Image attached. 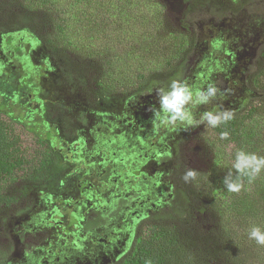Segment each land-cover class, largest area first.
<instances>
[{
    "label": "rangeland",
    "instance_id": "obj_1",
    "mask_svg": "<svg viewBox=\"0 0 264 264\" xmlns=\"http://www.w3.org/2000/svg\"><path fill=\"white\" fill-rule=\"evenodd\" d=\"M57 6L63 9L62 30L52 29L47 35L57 45L67 47L72 54L92 65L98 66L113 57L110 71L100 79L91 72L93 79L87 84L90 89L69 88L62 80L57 61L38 47V43L28 42L32 39L29 31L21 35L12 33L14 36L10 42H5V36L9 35L0 32V104L26 126H18L15 130L24 146L32 151L38 149L35 134L44 138L49 136L54 149L59 148L60 141H65L59 119H52L53 111L63 108L64 115L71 119L77 118V112L85 111L87 122L75 124L72 139L68 142L82 141V160L88 165L93 164L90 172L84 174L83 163L61 161L65 169L54 180L57 188L51 194L50 207L46 209V222L44 224L38 218L31 223L36 231L28 237L32 241L30 250L26 251L29 255L20 257L18 247L21 243L12 229L18 221L12 216L13 211L22 209L24 202L0 212V216L6 218L4 236H0V241L4 237L5 248H16L7 253L5 264H35L53 260L59 253L63 257L60 256L56 264H109L119 258L129 244L133 230L126 231L124 226L134 225L137 220L133 219L134 214L130 216L131 213L142 209L149 216L167 203V197L162 200L158 193L159 190L164 193L167 172L171 175L173 190L186 184L182 177L189 169L207 173L229 167L233 152L217 145L213 135H205L203 125L187 128L180 124L165 125L154 117V111L159 107L158 93L117 104L109 90L121 94L134 84L136 73L148 72L172 56L178 42L170 34L182 32V21H187L196 24L199 36L196 54L188 59V80H194L198 63L204 57L211 55L214 60L225 59L228 63L226 72L216 70L211 75L215 86L222 84L224 92L216 93L215 99L206 105L187 107L193 116L211 105L216 106V111H228L229 106H236L246 97L248 91L242 82L256 63L255 48L264 44V0H253L229 18H221L215 12L207 14L206 8L188 13L183 0H58ZM231 6V2L227 4V7ZM190 29L194 31L191 26ZM216 37L221 39L217 44L222 53L212 46ZM187 86L192 90L191 83ZM88 91L95 98V108L92 109L88 105ZM192 92L195 95L194 89ZM42 104L49 106L46 109L49 116L43 113ZM30 129H36V133ZM75 169H81V172L67 177V172ZM79 181L91 185L84 195H80L77 187ZM22 184H17L18 190ZM145 185L150 191L154 190L155 197L138 202V192ZM46 195L45 191L30 189L26 200L34 204L39 198L45 203L42 199L47 198ZM124 196L126 204H119L118 199ZM74 201L80 203L75 214L82 211L78 220L69 217ZM202 203L193 202L191 215L187 218L199 238L213 228L214 222ZM38 211L39 208H35L34 214ZM238 211L241 221L251 224L247 213L243 209ZM95 213L102 214L103 225L85 233L82 226L86 220L93 219ZM262 215L260 223L255 222L253 226L262 227L264 212ZM21 223L28 225L30 222ZM100 240L104 241L105 247L95 248ZM206 264L225 263L211 260ZM248 264H264V252L260 251L258 255L254 252Z\"/></svg>",
    "mask_w": 264,
    "mask_h": 264
},
{
    "label": "trees",
    "instance_id": "obj_2",
    "mask_svg": "<svg viewBox=\"0 0 264 264\" xmlns=\"http://www.w3.org/2000/svg\"><path fill=\"white\" fill-rule=\"evenodd\" d=\"M252 1L183 0L187 4L188 13L206 8L207 14L215 12L221 18H229L230 15L237 14ZM230 2L232 6L227 7ZM57 4L58 0H0V32L8 34L9 36H5V42H10L14 34L21 35L29 31L32 42L38 43V47L57 61L64 84L72 89H90L87 84L93 79L91 72L96 79H100L110 71L113 57H108L102 64L98 63V66L93 64V66L88 60L72 54L67 47L57 45L47 35L52 29L62 30L63 9ZM190 26L194 29L193 32ZM195 27L194 23L182 21L183 31L170 34L172 39L178 42L172 56L148 72L136 73L134 84L129 85L127 90L121 91V94L109 90V94L117 99V104L132 101L138 96L158 93L160 90L167 91L172 81H180L186 85L191 83V88L196 93L206 90L209 86H214L219 95L224 92L221 82H219L221 85L216 87L214 77L211 75L216 70L226 72L228 63L225 59L218 61L211 55L208 58L204 57L198 63L197 73L193 75L194 80L190 81L187 78L188 59L196 54L199 46V36ZM220 40V38L214 40L212 46L222 53L220 45L217 44H220ZM255 50L256 63L250 67L252 71L242 82L248 93L243 102L228 108V111L233 113V119L216 128L209 127L206 123L201 124L205 135H213L217 145L233 152L229 167L224 170L213 169L207 173L196 172L195 179L180 185L181 188L173 189V197L168 200L169 207L166 209L160 207L149 216L142 209L136 211L133 215V219L137 218L134 225L124 226L126 231L133 230L128 239L129 244L119 258H114L109 264H206L211 260H221L225 264H248L254 252L256 255L260 251L264 252V246L248 239V232L255 227L253 223H260L264 212V171L251 183L247 177L241 178L242 188L238 193L229 192L224 184V178L230 171L233 173V178L236 177L232 163L237 151L244 150L264 156V44ZM224 79L226 80L225 77ZM88 92L89 100L92 102L90 105L93 106L95 98L92 92ZM0 105L2 106L0 108V208L4 206L5 209L17 207L22 202L28 204L26 197L30 189L53 192L57 188L54 180L65 167L53 154L49 136L44 138L35 134L38 149L34 151L27 149L15 130L18 126L23 128L26 126L22 121L14 119L11 112L5 110V105ZM199 106L201 105H197ZM46 109H48L47 105L43 112L48 115ZM216 109L214 105L207 107V110L214 114L224 112ZM207 110L200 109L194 114V118L199 119ZM57 114L61 116L62 131L74 132L73 121L63 114V109L58 110ZM30 130L36 133V129ZM223 132L228 133L227 139H221ZM19 183H23L20 190L17 189ZM171 188H173L172 184L169 185V192ZM141 189L138 192V202L155 197L154 190L150 191L147 185ZM158 192L160 193L161 190ZM223 197L225 200H221ZM118 200L119 204L127 202L125 198ZM198 201L203 202V206L210 211V216L214 220L213 228L202 238L193 232L194 229L190 228L187 220L191 215L190 206ZM239 209L247 213L251 224L247 225L241 221ZM95 215L86 225L90 231L103 225L102 214L95 213ZM246 219L248 221V218ZM261 230H264V221ZM98 247L104 248L105 245L99 243Z\"/></svg>",
    "mask_w": 264,
    "mask_h": 264
},
{
    "label": "clouds",
    "instance_id": "obj_3",
    "mask_svg": "<svg viewBox=\"0 0 264 264\" xmlns=\"http://www.w3.org/2000/svg\"><path fill=\"white\" fill-rule=\"evenodd\" d=\"M216 93L217 89L214 86H209L206 90L198 91L194 95L186 84L172 81L167 91L160 90L158 92L159 107L154 111V117L165 125L180 124L187 128L206 123L209 127L216 128L233 119V113L224 111L214 114L211 111H205L199 119H196L187 107L188 105H206L215 99ZM227 138V132L221 133V139ZM232 168L236 177L233 178V173L230 171L224 178V184L229 192L238 193L242 188L241 178L247 177L251 183L264 171V156L239 150L235 154ZM196 175L195 170L189 169L182 178L187 183L195 179ZM248 239L257 245L264 246V230H261L260 227H252L248 232Z\"/></svg>",
    "mask_w": 264,
    "mask_h": 264
},
{
    "label": "flooded vegetation",
    "instance_id": "obj_4",
    "mask_svg": "<svg viewBox=\"0 0 264 264\" xmlns=\"http://www.w3.org/2000/svg\"><path fill=\"white\" fill-rule=\"evenodd\" d=\"M29 41L32 42L33 40L32 39H29ZM2 52L4 53V50H2ZM89 104H90V101H89L88 105ZM46 105L47 104H45V105L42 104L41 106L44 109V108H46ZM47 107H49V106H47ZM89 107L91 109L92 108H95L94 105L93 106H90L89 105ZM43 109H42V111H43ZM84 112L85 111L77 112V118H75V119H71L70 118L73 121V125H72L73 127L75 126L76 123H79L81 125H84L87 122V116H86V114ZM43 113H45V112H43ZM63 114H64V112H63ZM51 116H53L52 119H54V120H56V118H58L59 119V123H60V117L61 116H58L57 111L52 112V115ZM61 132H62V134L65 137V141H63V140L60 141V146L57 149H54L52 147L53 154L58 158V160L60 161V163H61L62 160L68 161V162H72V163L73 162L74 163H83V167L85 168V171L83 173L84 174H88L90 172V168H91V166H92L93 163L91 162V164L89 163V165H88V163H86V161H83L82 160V154L84 153V148L80 144H83V142L79 140V141H74L73 143L72 142L69 143L68 141L70 139H72V134H73L72 130L69 131V132H67L66 130L65 131H62V129H61ZM80 172H81V169H75L72 172H67V177L68 176H72L74 174L76 175V173L79 174ZM170 176L171 175H170L169 172H167V176H164V178L166 180L165 185H164V193H161V192L159 193L158 192L159 193V196L162 197V200H163V198L167 197V203H165L167 206H164L165 204H163V209H166L167 207H169L168 200L169 199H172L173 194H174V191L173 190H171V192L169 193V185L172 183V179H171ZM77 187L80 190V195H84V191L86 189L89 190L91 188V185L89 183H86V182H83V181H81V182L79 181L78 184H77ZM39 193H40V191H39ZM45 193L47 194L46 195L47 198L42 199V200H45L46 201L45 203L43 201L39 200V198H37V201L34 204H32V201L28 200L29 201L28 204L27 203H24V205H21L22 206V209L14 210L13 211L14 215H12V216H14V218L16 220H18V221H15L14 226L12 227V229L16 233L17 240L21 243V246L18 247L19 252H20V257L21 256H25V255H29V253L26 252V251L27 250H30L32 241L28 237H30V235L32 234V232H35L36 231L35 226H32L31 223L32 224L35 223V219H38V218H39L38 221H40V222H42L44 224L46 222L44 220V217L46 215V209H48V207H50V205L52 203L50 199H51V194L53 192H50V193L45 192ZM91 196H93V195H91ZM123 198L126 199L125 196ZM85 200H86V202H89L87 198H85ZM162 203H163V201H162ZM71 205H72L71 206V211L72 212L69 213V217L72 220H78V217H80V216L82 217V211L80 212L79 215H76L75 212H76L77 207L80 206V203L78 201H74V202L71 203ZM35 208H39V211L36 214H34ZM0 212L1 213L4 212V206H2L0 208ZM135 213L136 212L131 213V215H133ZM32 214H34V216ZM26 220H28L30 223L28 225H22L21 221L24 222ZM5 221H6L5 216H2L1 215L0 216V236H4V229H3V227H4V224H5ZM88 222H89V220H86L85 221V224L82 226V228L85 229V230H83V231H85V233H90L91 231H94L97 228H99V227H97V228H94L93 230L90 231V229L86 228V225H88ZM99 243H103V245H104V241L103 240L98 241V244L97 245H99ZM97 245H96L95 248L98 247ZM38 247L39 246H37L36 248L39 251V248ZM12 249H14V251L16 250V248H14V247L13 248H10V249L5 248V246H4V237H3L2 242L0 241V264H5L6 263V255ZM124 250H125V248H124ZM124 250H123V252H124ZM39 253H41V252H39ZM60 256L63 257V254H60L59 253L58 255H56V258H54L53 260L50 259V260L37 261L35 264H56V262L60 260V258H59ZM34 259H32V260L34 261ZM26 264H29V263H26Z\"/></svg>",
    "mask_w": 264,
    "mask_h": 264
}]
</instances>
